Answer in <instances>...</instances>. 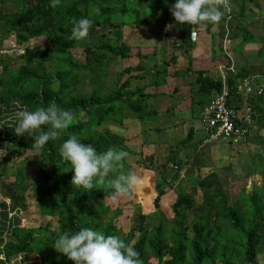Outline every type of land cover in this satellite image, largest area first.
<instances>
[{
    "label": "trees",
    "instance_id": "16d2710c",
    "mask_svg": "<svg viewBox=\"0 0 264 264\" xmlns=\"http://www.w3.org/2000/svg\"><path fill=\"white\" fill-rule=\"evenodd\" d=\"M9 1L16 10L9 11L10 17L6 14L2 15V18L8 21L19 46L31 39H44L46 44L26 45L22 52V63L16 69V74H13L14 77L3 79L1 86L4 83L6 86L0 96V106L4 108V113L14 109V100H19L29 110L46 107L55 102L65 110L78 113L80 122L71 125L58 139L50 140L40 150L32 147V137L27 134L18 137L14 128L8 127L10 135L6 144L11 147L13 158L17 161L24 152L38 151L39 162L36 169H31L29 180L30 168L26 169L23 164L16 166L14 178L9 181L10 187L6 193L13 200L22 196L36 197L35 203L38 204L34 209L39 214L41 212L56 215L59 232H48L49 230L42 226L36 229L20 227V217L9 218L5 210L6 204L0 200V210L3 211L0 212V258H4L0 259V264L17 262L18 257L22 259V255L28 254L43 257L46 264H73L61 253L57 252L58 256L53 253L54 242L60 233H74L84 227L102 230L106 235L119 236L140 254L142 264H150L151 259L156 260L158 264H254L258 248L264 246V199L260 193L242 192L243 209L229 205L226 193L220 190L214 174L209 173L195 181L203 198V207L197 208L196 213L199 214L189 219L196 202L189 193H177L171 205L174 226L167 230L164 222L168 221L162 216V222L148 230L145 227L148 215H140L136 226L140 234L134 240L132 233L123 236L111 219L104 221L101 214L108 210L104 199L109 198V192L99 186L90 192L83 188H74L71 184L74 171L60 156V146L72 135L77 136L82 143L91 144L98 152L106 151L110 147L121 148V141L113 143L106 137L109 130L100 129V126L107 123L122 126L125 117L118 119L120 117L116 116L121 106L140 122L149 113L145 110L147 95L139 87H129L132 80H139L143 75V67L132 62L133 57H142L140 53L132 56L131 48L124 44L114 47L104 42L94 48L84 43V62H79L70 52L78 42L70 39L74 22L89 18L93 21L90 30H98L105 25L118 28L124 24H113L112 15L119 11L122 14L138 11L133 7L136 2L155 3L162 0H61L55 8L50 7V0ZM127 2L132 9L125 5ZM137 21L142 22V19ZM172 22L174 25L178 24L173 15ZM181 26L183 38L180 43L189 47L192 41V26ZM116 57L123 62L120 64L121 72L116 76L114 88H109L106 85V70ZM253 68L252 73L264 71V65ZM5 69L9 71L7 67ZM124 75L128 77L121 83L120 79ZM161 75L162 77L154 75L162 79L159 84L164 82L165 72ZM227 80L228 84L229 79ZM195 82L203 97L199 102L204 106L212 98L211 92L217 94L222 88L221 80L210 79L202 70L197 72ZM86 83L90 86L89 90L84 87ZM250 103L253 109L257 110L254 101L250 99ZM119 130L121 132V129ZM192 135L191 129L180 144L189 142ZM1 148L6 149L7 146L4 144ZM177 155L178 152L172 154L175 157ZM178 164L180 168L182 161ZM2 171L3 169H0V178H4ZM177 172L168 179L164 175L166 171L163 167L160 173L162 179L155 185V209L160 208L161 198L165 194L163 186L173 189L172 183L178 179ZM259 172L264 183V168ZM13 202L15 204H11V210L15 209L18 203ZM206 208H209L208 212L204 210ZM121 213L120 209L115 210L113 216H120ZM224 226L227 233L234 231L235 234L225 235ZM8 232H11L14 241L4 243L2 236ZM34 239L43 240L42 248L32 247Z\"/></svg>",
    "mask_w": 264,
    "mask_h": 264
},
{
    "label": "rangeland",
    "instance_id": "374dc122",
    "mask_svg": "<svg viewBox=\"0 0 264 264\" xmlns=\"http://www.w3.org/2000/svg\"><path fill=\"white\" fill-rule=\"evenodd\" d=\"M22 1V0H18ZM9 0H0V15H8L7 17H10V10H16L13 8L12 3ZM165 2V1H164ZM175 1H172V3L175 4ZM15 4V3H13ZM159 3L157 2H150V3H133V7L136 8L139 12H141L144 15V18L142 19V30L141 31H146L148 32L149 29L147 26H152V22L156 23L158 21V24L155 25L157 27V32L155 31L153 36L156 38L157 36H162L160 32V26L162 23L161 22V14L166 13L165 11V5L166 3H162L160 6H158ZM17 5V4H15ZM129 9H132V7L129 5L127 2L125 4ZM249 5V4H247ZM170 9V8H169ZM121 12V11H119ZM134 12V11H133ZM131 13V12H130ZM131 14L127 15H120L119 13L114 14L111 16V19L114 20V22H119L120 24H127L128 21H130ZM9 19V18H7ZM151 24V25H150ZM116 28V29H115ZM125 30V29H124ZM122 30L118 31V28L115 26L109 27V26H103L98 30H90L88 37L83 40V41H78L70 52L73 56V58L79 62H84V43L91 47H98L102 45L104 42H108L111 46H118L120 43L127 41V33ZM12 30H10L8 21L5 20L4 18H0V96L2 94V91L5 89L4 86L6 84L4 83L3 86L2 82L3 79L7 80L10 76L13 78V74L15 75L16 69L21 65L22 63V51L24 50L25 46L30 44H33L35 46H43L46 44V41L44 39H39L36 41L35 39H31L28 42H25L21 46L16 42L14 39L16 37L15 34H12ZM150 36V33L147 34ZM245 39L247 38L246 36L244 37ZM126 40V41H125ZM251 39L248 38L247 41L249 42ZM254 43L255 44H260L262 45V50H261V55H264V38L259 39V37L256 35L254 37ZM235 44V43H234ZM246 43H243L242 47H244ZM241 45V44H239ZM136 46V45H135ZM148 50V49H146ZM134 53V51H133ZM253 53V52H252ZM134 56V54H132ZM213 56V55H212ZM114 58L113 63L118 59ZM116 59V60H115ZM111 63V65L113 64ZM123 63V62H122ZM121 62L119 63V60H117L115 67L111 66L109 67V76H108V81L106 84L112 83V80L117 72L118 69H120L119 64H122ZM9 71H7L5 68ZM114 69V70H113ZM6 70V71H5ZM4 71V73H3ZM264 72V71H261ZM12 73V74H11ZM10 79V78H9ZM12 82H10L11 84ZM85 89L89 90L90 86L87 85L84 86ZM180 93L177 95H172V97H167V99H162L159 96L155 99H150L147 101V106L148 108H145L146 111H149L147 115L144 116L143 119V124L139 123V121L129 112L125 109L124 106H121V109L117 112V117L119 116L122 119L123 116L130 118L131 123L137 124L140 126V128L137 130V141L139 144L137 146H133V148L138 147L137 150L130 149L128 151V147L122 145L120 147H116L117 150H121L126 152L128 155L126 157V160L124 162V171L125 172H136V171H141L140 169L142 168H151V165L154 163L153 161L150 162L149 157L143 156V149L146 147L147 143L150 141V138L155 141L156 145L155 146H160V147H166L167 145L171 146L173 144L174 150L180 154L181 152V144L179 143V138L176 137L181 133V125L177 122V117L179 115L181 116H187L189 115L188 111L192 110V117L194 120L196 119V114L198 113L199 108H202L203 104L198 102L199 100H203V97H200L199 100L196 103V99L198 95L195 94L194 91H188V90H183L180 89ZM187 92V93H185ZM192 92V95H191ZM189 96V98H186V95ZM185 95V96H184ZM192 97V99H190ZM160 99L163 101H166L167 104L170 106H174V110H169L167 113L164 111L163 107L161 106L162 103H160ZM189 101H191L192 106L190 107ZM177 103H180V108L179 106H175ZM184 103V105H183ZM204 108V107H203ZM202 108V109H203ZM186 110V113H183V110ZM161 110V111H159ZM181 112V114L179 113ZM183 113V114H182ZM161 114V117L163 116V121H161L159 118ZM164 116L166 118H164ZM165 120V121H164ZM191 119H187L186 123L191 122ZM138 122V123H137ZM142 126H141V125ZM262 125H264V118L263 120H259V117H255V122L253 126V133H250L249 136L247 137L248 139L251 138L248 141V145L246 148L243 146V144H240L236 147L232 146H226L225 150H222L221 148H217L215 150V146L218 143H212V153L213 156L215 157L214 160H212V157L209 158L208 154L210 153L209 150H205L204 154V161L205 163H209V167L213 169L216 175V179L219 183L220 190H222L224 193H226V198L228 199L229 205H233L236 207H240L241 209L244 208V201L242 200L241 194L242 192L245 193H251L252 191H256L260 193L262 199H264V183H263V178L261 175L255 176V174H259L258 172L261 171V169L264 168V130L262 128ZM122 128L124 127V130L127 134L132 132V128H129L128 126H121ZM175 127L177 129H175ZM153 128L154 131L151 130ZM179 128V129H178ZM100 129H107L109 130V133L106 132V137L111 140L113 143L119 142V138L121 135V132L119 129L120 126L118 125H112L111 123H107L104 125L100 126ZM157 129H161L160 131ZM157 130V131H156ZM148 134H146V132ZM129 132V133H128ZM258 133L261 135L260 139V145L257 146L256 149H250L251 146L253 148L254 145L258 143ZM10 135V129L8 128V131H5L2 135V141H5V145L7 146L6 149H0V169H3L2 173L4 175V178H1L3 180V186L1 185V197L4 199H7L8 197V192L10 183L13 180V176L15 173V167L19 166L20 164H23L26 169L29 170V176L28 180L30 179V174H31V169H36V165L39 162V156H38V151H27L22 154H20V157L17 159V161L13 158V155L10 152L11 147L10 145L6 144L8 142V137ZM199 136V134H197ZM125 136L122 134V138ZM133 137V136H132ZM120 139L121 143L120 144H127L131 143V139L127 138V143L126 141ZM245 139V141L247 140ZM159 142V143H158ZM263 143V144H262ZM223 144V143H220ZM218 146V145H217ZM165 148L160 149L162 153H164ZM171 149V148H170ZM164 156L167 157L168 159L172 156L170 153H164ZM226 156L228 157L231 162L226 164V162L222 161V157ZM183 157V156H182ZM168 159H164L163 163L165 164V171L164 175L168 178V176L172 175L174 171V165H168V162L166 161ZM170 160V159H169ZM254 164H252V162ZM126 163V164H125ZM150 165H149V164ZM161 163L157 162L154 164V166L157 169V174L156 180L153 183H157V181H160L162 179V166L160 165ZM175 165H179L178 161L177 163H173ZM125 165H127L128 168H125ZM170 166V167H169ZM172 166V167H171ZM3 167V168H2ZM255 167V170L253 169ZM153 168V167H152ZM154 169V168H153ZM190 169V168H189ZM184 174L182 178L178 179V181L172 183V190L169 189L168 187H164L163 189L165 191V194L161 198V203H160V208L155 209L152 207V200L156 198L157 193L152 191V182L150 183V180L152 181L151 177H147L145 182L140 185L139 189L132 192L130 195L119 198L116 201H112L110 198L104 199V205L108 207V210L106 213L101 214L104 221H107L111 219L114 223V225L120 230L121 234L123 236H128L130 233H132L133 237L132 239H136L137 236L140 234V232L137 230L136 226L139 223V216L140 215H148L147 218L145 219L146 223V228L148 230H151L154 226H157L162 222L161 217H165V219L168 221L167 223L164 222L166 229L169 230L171 229L173 225V216L174 214L172 213L171 205L175 201L177 193H189L192 198L196 202V206L194 209L190 212L189 219L195 217L197 214V208L198 207H203V198L201 195V191L198 186H196V183L194 180L195 177L192 178L189 175V172H192V170H189ZM258 170V171H257ZM146 171V169H144ZM193 173V172H192ZM253 173H255L253 175ZM252 174V175H251ZM201 176L204 177L206 174H204V169H201V171L198 173L197 177ZM196 177V178H197ZM169 179V178H168ZM151 184V185H150ZM150 186V191H148V188ZM156 191V190H155ZM29 192V191H28ZM152 192V193H151ZM19 203L22 204V207L20 208L23 214V226L22 228L25 229H31L34 225H37V227L40 225L43 228L49 230L48 232L52 231L55 234H58L59 232V224H58V217L56 215H49L47 214H42L40 212L37 213V210L34 209V206H36L38 203L35 198H27V197H20L18 198ZM138 202V203H137ZM142 206H141V205ZM28 208V210H27ZM120 209L122 213L120 216H113V213L115 210ZM206 212L209 211V208L204 209ZM201 214V213H200ZM204 214V213H203ZM213 219V217H212ZM222 224V222H221ZM39 226V227H40ZM35 227V229L37 228ZM226 226H224L223 233L225 235L227 234H235L234 231H229L228 233L225 231ZM43 236V234H41ZM40 235V236H41ZM14 241L13 237H8L5 236V241ZM42 239H34V242L32 243L33 248H42ZM133 243V241L131 242ZM50 247V246H49ZM55 255L57 253L56 250H54ZM257 259L254 264H264V246H261L257 250ZM23 258L20 259L17 262H14V264H46L47 262L44 260L42 257L34 256L33 254H28V255H22ZM53 256V254H52ZM58 256V255H56ZM54 257V256H53ZM166 259V258H165ZM56 260V259H55ZM150 264H158L156 260L151 259Z\"/></svg>",
    "mask_w": 264,
    "mask_h": 264
},
{
    "label": "crops",
    "instance_id": "0c3cea01",
    "mask_svg": "<svg viewBox=\"0 0 264 264\" xmlns=\"http://www.w3.org/2000/svg\"><path fill=\"white\" fill-rule=\"evenodd\" d=\"M172 1L173 0L157 1V3H159L158 6H160L162 3H166L165 5L166 13L163 12L160 18L161 19L160 23L162 24L159 29L162 36H157L156 38L153 36V34L155 31L157 32L156 30L157 27L155 25L158 24V21H156V23H154L155 20L151 21L152 26L150 27L147 26V28H151L149 29L148 32L141 31L142 26L144 25H142V22L137 21V19L139 18L141 19L144 18V15L141 12H139L141 10L134 12L130 11L131 13L128 12L125 14H122V12H118L120 15L131 14L130 17L131 20L128 21L126 25L124 24L118 27V31H122L125 29L124 31L127 33V41L125 40L126 43L122 42L120 43V45L124 44L128 48H131V53L134 55L140 53L142 57L140 59L133 57L132 62L138 63L144 69V71H142L143 75L140 77V79L132 80L130 82L129 87L131 89H135L139 87L141 90H143V93L147 95V99L145 100L146 108H148L147 106L148 100L155 99V97L157 98V96H159L162 99H167V97H172V95H177L178 93H180L181 92L180 89L194 91L195 94L198 95L196 99V103H197L199 98L202 96L201 95L202 93L200 92V90H198V85L196 84L195 79L197 77V72L202 70L206 72L207 76L210 79L221 80L222 77H224L227 80L228 78L229 79L228 84L232 92L229 101L233 106L239 107L245 100V97L243 96L240 87L242 78L252 73L254 70L253 67L264 65V55H261V50H262L261 48L263 47L260 44L254 43V37L256 35L259 37V39L264 38V0H230V5H231L230 11L225 12L223 18L218 23L215 24L201 23L199 25H191L192 41L189 47H187L185 44L183 45L182 43H180L181 38H183V27L181 26V24L174 25L172 22V13L170 11V9L174 5ZM221 11H224L223 8H221ZM1 17H2V13L0 15V18ZM113 24L117 25L120 23L115 21L113 22ZM148 33H150V36L147 35ZM245 36L247 37L246 39L244 38ZM248 38L251 39L249 42L247 41ZM243 43H246L244 47H242ZM117 60H119V63L121 62L120 58H118ZM117 60L114 63L113 60L112 61L113 64L110 65L115 67ZM110 65L109 67L111 68ZM109 67L106 70L107 78L109 76L108 70H111L109 69ZM119 72H121V68L117 70L112 80V83H110V85L106 84L109 88H114L113 84ZM164 72H165V76H163L164 82L162 84H159V81H162V79L160 78L162 77L161 73L164 74ZM154 75L160 77L157 78ZM127 77L128 76L126 75L122 76V78L120 79L121 83L124 80H126ZM107 81L108 79L106 80V82ZM214 95H215L214 91L211 92L210 96L213 97ZM186 98H189V96L186 95ZM190 99H192V97H190ZM253 101L257 108V110H254L255 111L254 122H255V117L257 116L259 117V120L262 121L264 118V94L260 98H257ZM160 103H162L161 106L163 107V109H165L164 111H166L167 113L169 112V110L171 111L174 110L173 108L174 106H170L169 104H167L166 101L160 99ZM189 105L190 107L192 106L191 101H189ZM175 106H179L180 108V103H177ZM203 107L204 105L202 106V108ZM202 108H199L195 120L192 117V110L188 111L189 115L187 116L186 110L184 109L183 113H186V116L179 115L177 117L178 119L176 123H179L181 125V133L176 136L179 138V143H181V140H183L185 136L189 134L191 129L193 130V126L196 125L197 122L199 121ZM179 113L181 114V112ZM4 114H6L4 113V108L0 107V120L2 119V116ZM164 118L166 117L164 116ZM159 119L163 121V116ZM187 119H191L190 120L191 122L186 123ZM122 123H123L122 126H128L129 128H132L131 131L134 132V134H132L131 132L130 133L128 132L129 134H127L125 132L127 130L126 129L124 130V127L122 128L120 126L121 135L119 141L122 138V134H123L125 136L124 138H122L124 142L127 140V138H130L131 143H127L126 141L127 144L123 143L122 145H124L125 147L127 146L128 151L130 149L137 150L138 147L133 148V146H137L139 144L136 137L138 133L136 134V132L140 128V126L131 123V119L127 117L123 119ZM139 123L143 124V121L141 122L139 121ZM262 128L264 130V125H262ZM175 129L177 128L175 127ZM151 130L154 131L153 128H151ZM157 130L160 131L161 129H157ZM148 132L149 131H147L146 134H148ZM251 133H253V129ZM197 134H199V136H197ZM204 137L205 136L202 131L193 130V135L191 137V140L181 145L182 149L180 154L177 155L176 157L171 156L169 158L170 160L164 156V153H170L172 155L174 152H176V150H174L173 144L171 146L167 145L166 147H160L158 145L155 146L156 145L155 141H153L150 138V141L143 149L144 150L143 156L149 157L150 162L153 161L154 163L151 165L150 169L142 168L140 169L141 171H136L135 173L138 174L145 182H148L144 180L147 177L152 178V181L150 180V183L152 182L153 193L156 192L155 191L156 184L153 182L156 180L157 177V169L154 166V164L156 162L157 164L161 163L160 165L162 166V168L165 167V164L163 163V160L165 158L168 159L166 163L168 162V165H172V166L175 165L173 163H177V161L178 162L182 161L181 167L180 168L177 167L175 169L176 171H178L177 172L178 179L185 176L184 174H186L189 168H190L189 170H192L193 168L192 170L193 173L189 172V175L191 176V178L193 175V177H195L194 180L198 178H202L201 176L197 177L201 169H204V174L208 175L209 173H213L214 176L216 177L213 169L209 167L208 165L209 163L208 162L205 163L204 161L203 153H205V150H209L210 152L208 154L209 158L212 157V160H214L215 158L213 156L214 153H212L211 150L212 145L203 144ZM258 137H259L258 143L254 145L253 148L251 146L250 149L252 150L256 149L257 146L261 144L260 139L262 138L259 133H258ZM250 139L251 138L249 139L247 138V140L243 142L244 144L242 143L243 146H245L244 148L247 147L248 141ZM4 144L5 143L1 145ZM217 145L214 147L215 150L218 147L221 148L222 150H225L226 148L225 146L226 144L224 143L223 144L218 143ZM161 148L162 150L163 148H165L164 153L161 152L160 150ZM222 158H223L222 161L226 162V164L231 162V160L226 156H223ZM251 162L252 164H254L253 161ZM125 168H128L127 165H125ZM144 169H146V171H144ZM253 169L255 170V167ZM176 171H174V173L171 176L169 175L168 178L174 176L176 174ZM258 173L259 174L253 173V175L254 174L255 176L261 175L260 172ZM178 179L176 181H178ZM148 191H150V186L148 188ZM155 199L152 200L153 208H155L154 206ZM13 201L18 203L16 204L15 209H12V211H16V213H18V211L21 210L20 208L22 207V204H19V201L17 199L11 201L12 205L15 204ZM0 212L3 211L0 210ZM15 217L19 218L17 214ZM22 226L23 223L20 225V227ZM35 227H37V225H34L32 228L34 229ZM5 236L12 237V234L11 232L3 234L2 237L4 239L3 240L4 243L7 242L5 241ZM0 259H4V258L1 257ZM18 260L19 257L17 258L16 261ZM10 264H14V263H10Z\"/></svg>",
    "mask_w": 264,
    "mask_h": 264
},
{
    "label": "clouds",
    "instance_id": "9594fccd",
    "mask_svg": "<svg viewBox=\"0 0 264 264\" xmlns=\"http://www.w3.org/2000/svg\"><path fill=\"white\" fill-rule=\"evenodd\" d=\"M60 2L50 0V7H57ZM230 8V0H176L170 11L178 24L199 25L218 23ZM92 24L89 18L75 21L70 39L85 40ZM12 104L14 109L4 114L3 125L14 128L18 137L25 134L32 137V147L37 150L50 140L58 139L71 125L80 122L78 113L65 110L55 102L34 110H29L19 100H14ZM59 153L74 171L71 184L76 189L83 188L90 192L99 186L109 192L112 201H116L138 190L143 183L138 174L123 170V162L128 154L114 147L98 152L91 144L82 143L72 135L60 146ZM54 249L73 264H142L140 254L119 236L106 235L102 230L88 227L74 233H60L54 242Z\"/></svg>",
    "mask_w": 264,
    "mask_h": 264
},
{
    "label": "built area",
    "instance_id": "2783aa9c",
    "mask_svg": "<svg viewBox=\"0 0 264 264\" xmlns=\"http://www.w3.org/2000/svg\"><path fill=\"white\" fill-rule=\"evenodd\" d=\"M221 83V91L215 94L204 106L199 121L193 126V130L203 132L205 136L203 144L224 143L236 147L242 144L252 132L255 111L250 99L255 100L264 94V72L250 73L242 78L240 87L245 100L239 107H235L230 103L229 98L232 92L224 77H222ZM4 116L0 120V146L5 143V141H2V138H4L2 135L8 128L3 125ZM174 168L176 167L174 166ZM1 185L2 180L0 178V191ZM0 200L6 204L5 210L8 212V217L17 214L22 223L24 219L22 211L19 210L16 213V211L11 210L12 199L9 197L4 199L0 193Z\"/></svg>",
    "mask_w": 264,
    "mask_h": 264
}]
</instances>
